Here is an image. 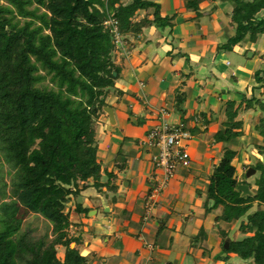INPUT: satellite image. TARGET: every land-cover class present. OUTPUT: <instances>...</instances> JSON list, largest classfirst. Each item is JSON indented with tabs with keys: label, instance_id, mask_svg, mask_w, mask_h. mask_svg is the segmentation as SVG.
I'll return each mask as SVG.
<instances>
[{
	"label": "trees",
	"instance_id": "trees-1",
	"mask_svg": "<svg viewBox=\"0 0 264 264\" xmlns=\"http://www.w3.org/2000/svg\"><path fill=\"white\" fill-rule=\"evenodd\" d=\"M204 1L232 6L233 31L221 49L256 43L264 35V0H185V8L199 16ZM140 11L151 18L137 19ZM175 16H161L158 0H0V157L11 177L8 195L6 183L0 181V264H86L87 257L76 248L79 238L69 234L67 205L91 181L90 186L100 190L109 187L114 176L107 173L106 182H101L95 146L106 97L111 91L120 94L114 88L119 69L113 62L120 45L111 22L123 43L152 26L170 32ZM255 79L260 83L258 97L242 94L238 102H223L224 118L212 136V143L222 148L203 204L205 214L220 210L218 222L234 224L245 217L240 224L244 237L231 241L225 253L264 264V159L252 167L259 173L252 185L239 181L232 164L237 154L229 146L243 135L240 114L255 110L259 115L252 129L261 140L255 149L264 158V73L256 72ZM175 99V109L184 116V93L177 91ZM180 123L192 134L198 130ZM121 153L114 161L117 168L124 166ZM241 184L252 195L241 197ZM74 211L88 209L78 204ZM27 213L50 224L51 239H32L21 231ZM202 233L201 228L196 236ZM222 234L225 240L228 234ZM57 246L64 248L62 257L57 256Z\"/></svg>",
	"mask_w": 264,
	"mask_h": 264
},
{
	"label": "crops",
	"instance_id": "crops-1",
	"mask_svg": "<svg viewBox=\"0 0 264 264\" xmlns=\"http://www.w3.org/2000/svg\"><path fill=\"white\" fill-rule=\"evenodd\" d=\"M158 2L161 16L176 15L170 32L168 28L164 31L154 26L146 28L136 37H124L126 40L117 46L113 53V62L119 69L114 88L120 91V94L110 92L111 94L106 97V103L113 111L115 124L108 123L106 114L101 115L95 140H98V160L109 155V152L114 154L113 161L108 160L105 163L106 167L99 162L102 177L103 173L106 175L112 173L114 176L110 179L115 182L114 184L113 181L110 182L109 187L105 186L101 191L107 192L113 185L116 192L121 190L123 197L121 201L112 198V206L103 200L101 208H86L87 213H77L85 214L88 218L84 220L86 226L81 227L85 234L90 233L88 228L92 227L95 220H99L95 232L97 231L96 233H99L106 243L105 245L89 243L82 237L80 231L74 236L79 238L80 242L76 248L81 256L87 257L86 264H159L157 257H153L159 248L158 243L143 238L144 230L158 237L165 225L168 226L169 223L182 225V222L193 226L190 236L188 235L189 242L185 244L182 236L169 237L170 245L176 246L179 256L173 262L166 261L164 264H181V252H184L185 247H188L189 252L192 251L195 260L210 263V256L207 255H211L214 247L218 245V239L214 241L216 237L210 233V228L213 229L211 219L214 217L212 214H205L203 206L207 182L202 184L201 189L196 185L202 175L209 173L210 168L219 160V157L214 158V153L218 155L222 145L213 144L212 136L224 118L223 102L226 100L238 102L242 94L247 98L252 95L259 96L260 90L257 87L260 83L256 82L255 73L259 71L260 76L264 73V38L262 39L264 35L256 43L244 42L232 49V52L241 54L242 57H245L247 52L251 53L243 64L235 63L232 71H229L231 63L227 51L220 48L233 31L230 25L232 11L230 3L204 1L199 10L201 14L194 16V12L186 10L185 0ZM177 91L184 93L185 96L184 116L175 109ZM160 108L168 111V119L172 112L177 111V123L182 121L187 127L197 128L195 131L201 138H196V134L190 132L192 136L188 144L190 168H181L177 171L160 193L150 221L143 222L138 212H142L144 198L150 186L149 177L143 175L150 174L151 165L148 162L149 158L139 155V151L136 154L134 152L136 147L130 140L135 141L133 138L138 130L132 123L128 124V115H132L138 123L145 113L150 117L151 123H157ZM200 114L205 115V119L209 121L207 124H202ZM117 125L118 128L115 129ZM125 137L129 139V144L124 147ZM123 148H125L123 153L127 156L123 158L124 162L120 163V165L124 163V166L117 168L114 161L117 153L122 152ZM125 169L128 170L126 179L120 181L118 173ZM91 183L92 181L89 185ZM88 195L93 196L92 192ZM69 207L74 210L72 201ZM114 210L118 215L113 214ZM107 214L110 216H106ZM69 216L71 235L73 225L82 226L84 223L82 224L81 220V223H74L72 216ZM200 228L207 231L205 237L198 236L204 240L203 244L209 246L206 245L209 248L207 253L202 250V244L196 249V243L192 241ZM206 241L209 243H205ZM192 242L193 249L190 247ZM108 244L110 247H106ZM103 249L105 252L108 251L101 256ZM113 251L118 255H113ZM91 255H94V258L89 263ZM127 255L129 259L126 258ZM229 255L233 256L227 254L226 260ZM226 260L221 259L219 262L224 263Z\"/></svg>",
	"mask_w": 264,
	"mask_h": 264
},
{
	"label": "rangeland",
	"instance_id": "rangeland-1",
	"mask_svg": "<svg viewBox=\"0 0 264 264\" xmlns=\"http://www.w3.org/2000/svg\"><path fill=\"white\" fill-rule=\"evenodd\" d=\"M120 2L125 4V3L129 2V0H120ZM140 15L150 16L148 14V12L146 13L145 11H140V12H138L136 18L141 19ZM260 15L261 16L264 15V11H262L260 13ZM263 38H264V36H262V39ZM248 53L249 52L246 53L245 57H242L243 55L240 56L241 54L239 55L238 53L232 52V50H227V54L229 56V62L231 63V66L229 67V71H232L235 68V66H236L235 63L243 64L246 57H249ZM254 54H256V53H254ZM254 56H256V55H254ZM248 59H250V58H248ZM44 84L47 85L48 84L47 81H45ZM111 92H113V91H111ZM106 107H108V106H106ZM144 114H143L142 119L138 123L135 121V119L132 118V115H128V124L131 125V122H132V124L135 126V129L138 130V132L135 131L136 134L137 133L138 134L137 135L135 134V137L133 138V139H135V141H132V139H131L130 143L133 142L135 147H136L134 149L135 154H136V152L139 151L140 152L139 155L142 154L143 157L149 158V152L147 151L145 146L141 145V143H142V141L145 140L147 132L154 126L155 123H151L150 117L148 115H146V114L144 115ZM258 115H259L258 112L255 110L241 114L238 118L243 121V135L238 140L232 141L229 144L230 148L234 149L236 151V154H237L236 158L232 162V164L236 167L237 179L239 181L241 180L242 182L246 181L247 183H250V185H252L254 180L256 178H258V176H259V173L254 168H252L253 165L256 164V161L258 159L259 160L264 159L262 156L258 155L257 150L255 149L256 145H261V140L259 138H256L257 133L252 129V126L254 123V118ZM104 116H105V113H104ZM177 116H178L177 111H175L174 113L172 112L170 114L168 122L169 123H177V120H176ZM103 117H101V118H103ZM116 120H117V118H116ZM99 126L100 125H98L96 134L98 133ZM117 128H118V125L115 127V129H117ZM194 135L198 139L201 138L199 136V134H197L196 132L194 133ZM128 140L129 139H127L125 137V140L123 141L124 147L129 144ZM95 146L96 147L98 146V140L95 142ZM97 150H98V148H97ZM124 150H125V148L122 149V153L119 156L120 160H123V158L125 156H127L123 153ZM220 153L218 155H216V153H214V156H215L214 158L216 159V157H220ZM113 156H114V154L109 152V155L104 156V158H99V159H101V160H99L101 165L106 167L105 163L108 162V160L113 161V159H114ZM110 165H111V163L108 166H110ZM190 166H189V168H190ZM193 167L194 166H192V169H194ZM111 169H112V167H111ZM249 169H254L255 172L250 177H246V174H247ZM9 170H10L9 166L7 164H5L2 160V158L0 157V181H3V183H6V187L4 188L6 195H8V193H9V183H10V178H11L10 175L7 174V172ZM212 170H213V168H210V172H212ZM151 172L152 171H150L149 175L144 173L143 176L150 177ZM210 172L209 173L207 172V174L202 175L201 180L196 185L199 189L202 188V184H204V182L208 183V179H209V176L211 174ZM103 174L104 175L101 178V182H106L107 175L105 173H103ZM127 174H128L127 169H125L124 171H120L118 173V179L120 181L122 179L125 180ZM108 181L110 183L113 180L109 179ZM112 183L114 184L115 182L113 181ZM89 186L90 185H88V187ZM1 187H2V184L0 183V189H1ZM101 190H102V188L100 190H97L96 188L91 186L87 189V191H84V192L80 193L77 197L73 198L72 204L74 206L80 204L83 208L97 209L98 207H100V208L102 207V201L103 200L106 203H110L109 205L112 206V204H111L112 198H114L115 200L120 199V201H121V199L123 197V193L121 192V190L116 192L115 187H113V185H111L110 190H108L107 192L102 193ZM91 192H92L93 196L88 195ZM201 192H204V191H201ZM0 196H1V192H0ZM203 200L205 201V198H203ZM0 201H1V197H0ZM5 201H9V199L6 198ZM67 206H68L67 212H69V215H71L72 219L74 220V221L72 220V222L81 223L80 222V220H81L82 224L84 223V225H82V226L80 224L73 225L71 228V235L76 236L80 231V232H82V237H84L87 242L93 243L96 245H105L106 244V243H104L105 239L103 240L101 238V235H99V233H96L97 231L95 232V228L98 227L99 220H95L94 223L92 224V227L90 226L88 228V230H90V233L88 232L87 234H85L84 230L81 229V227L83 228V226H86L84 220L88 219L87 216L85 214L74 213L75 211L72 209V207H69V204ZM203 206H204V204H203ZM155 207H153L151 209V211L149 212V217H148L146 214L147 210H146L145 204L143 202L142 212H138L140 214V218L142 219L143 222H149L150 221L152 214L154 213ZM112 209H113V207H112ZM255 209H256V207L253 206L251 211H253ZM219 212H220V210L216 209V210H212V212L209 213V214H212V216L214 217L213 219H211V221L213 223V229L210 228V233L212 235H214V237H216V239H214V241L218 239V245L217 246L215 245L216 247H214L211 255H209V254L207 255V257L210 256V259H211L210 263H207V264H250L249 262L243 261L242 259L238 258L236 255H233V256L229 255L228 260H226L225 256L227 255V253H225L226 250H224L222 248L223 243L225 241V240H223L224 235L222 234V231L224 233L228 234L227 238H229L230 241L241 240L244 237V233L242 232V229L240 228V224L242 223V221H245V217L239 219L234 224H227L225 222H221V221L218 222L215 220V216ZM113 214L118 215V212L116 214V212L114 210ZM90 216H91L90 218H92L93 214H91ZM106 216H110V214H107ZM209 218H211V217H209ZM181 224L182 225H180V224L176 225V223H174V225H171V223H169L168 226L165 225V228L163 229L162 233L158 237H156L154 233L149 232L147 230H144V232L142 234L143 238L145 237V239H147L150 242L158 243L159 248L154 252L153 257H157L159 264H164V262H166V261L173 262V260L179 256V254L177 253L178 250L176 249V246L170 245L169 240L172 236L178 235L179 238L182 236V238L185 241V244L186 243L188 244V242H189L188 235L190 236V232H191L193 226H192V224H185L184 222H182ZM84 229L87 230L86 228H84ZM200 230H201V228L198 230V232ZM202 230H203V233L201 235H204V237H205L207 231H205L204 229H202ZM21 231L24 233H27L32 239H38L44 235H47L48 239L52 238L50 224L46 220H44V218L41 217L40 215H35L32 213H27L24 216ZM98 232H100V231H98ZM137 234H139V230L137 231ZM192 241L194 243H196V249L199 246H201V244H202V250L205 251L206 253L209 252V248H208L209 246L206 244L208 246L207 247L205 244H203L204 240H201L198 236H195ZM193 242H192V246H190L191 249L194 248ZM205 243H209V242L206 241ZM74 247L75 246L72 244L71 248H74ZM106 247H110V245L108 244ZM185 248H184V252H181L182 253L181 254V256H182V258H181L182 263L181 264H205V263H201L200 259L195 260L192 251L189 252L188 247H185ZM175 249H176V251H175ZM56 250H57V256L61 257L63 254L64 248L57 246ZM116 250L117 249H115V251ZM118 250H119V248H118ZM107 251L105 252V250H104V252L101 253V256H104L103 253H107ZM115 251L112 252L113 255L117 254ZM219 255H221V256H219ZM93 258H94V255H91L89 257V263H90V261L92 262ZM126 258L129 259V256L127 255ZM221 259L226 260V261H223L224 263H221V262H219V261H221Z\"/></svg>",
	"mask_w": 264,
	"mask_h": 264
},
{
	"label": "built area",
	"instance_id": "built-area-1",
	"mask_svg": "<svg viewBox=\"0 0 264 264\" xmlns=\"http://www.w3.org/2000/svg\"><path fill=\"white\" fill-rule=\"evenodd\" d=\"M111 23L116 43L121 45L116 23ZM191 137L190 132L184 129L181 123L168 122V112L165 108L159 109L157 123L147 132L145 140L141 143L149 152L152 171L148 179L149 190L144 198L148 217L151 209L156 206L160 193L177 171L189 168L191 159L188 144Z\"/></svg>",
	"mask_w": 264,
	"mask_h": 264
},
{
	"label": "water",
	"instance_id": "water-1",
	"mask_svg": "<svg viewBox=\"0 0 264 264\" xmlns=\"http://www.w3.org/2000/svg\"><path fill=\"white\" fill-rule=\"evenodd\" d=\"M250 55H251V53L249 52V53H248V56H250ZM113 75L115 76V73H113ZM103 112H104V113L107 115V117H108V123L114 125V124H115V123H114V114H113L112 109H111L110 107H104V108H103ZM254 172H255L254 169H249L248 172H247V174H246V177H250L251 175L254 174ZM238 190L241 192V193H240V196H241V197L252 195V193H251V191H250V189H249V187H248L247 185H244V184L239 185V186H238ZM230 242H231V241H230L229 238L225 239V241H224V243H223V249H224V250H227V249L229 248ZM71 245H72V243H71L70 246H69L70 248H71Z\"/></svg>",
	"mask_w": 264,
	"mask_h": 264
}]
</instances>
